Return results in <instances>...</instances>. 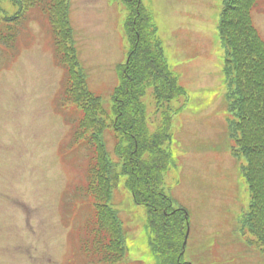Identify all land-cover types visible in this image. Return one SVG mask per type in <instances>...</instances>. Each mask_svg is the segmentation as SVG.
Returning <instances> with one entry per match:
<instances>
[{"label":"rangeland","instance_id":"1","mask_svg":"<svg viewBox=\"0 0 264 264\" xmlns=\"http://www.w3.org/2000/svg\"><path fill=\"white\" fill-rule=\"evenodd\" d=\"M141 1L159 30L170 71L189 94L187 104L177 100L165 106L183 109L171 113L172 139L166 147L171 165L162 185L174 208L189 215L183 262L264 264V254L249 248L236 231L252 195L242 175L246 158L232 155L237 135L227 121V52L217 30L223 0ZM71 3L89 88L112 114L119 67L131 48L129 6L124 0ZM14 11L10 0H0V22ZM252 18L264 39V0ZM18 32L14 46L0 45V264H97L81 253L78 239L92 214L82 191L90 148L72 136L79 112L64 106L65 71L55 58L48 19L32 10ZM143 100L148 122H165L154 113L152 90ZM113 136L108 131L105 139L116 161ZM125 183L126 176L112 196L125 230L123 263L159 264L150 245L147 208L135 203Z\"/></svg>","mask_w":264,"mask_h":264},{"label":"trees","instance_id":"2","mask_svg":"<svg viewBox=\"0 0 264 264\" xmlns=\"http://www.w3.org/2000/svg\"><path fill=\"white\" fill-rule=\"evenodd\" d=\"M124 1L130 10L126 35L131 48L129 61L119 67L112 114L90 90L80 64L70 22L71 0H10L15 11L1 18L0 44L11 48L16 43V36L4 32L21 25L30 11L39 9L47 17L55 58L65 71L64 106L70 105L79 112L72 136L77 145L90 148L87 182L82 191L92 214L84 234L78 238L81 253L97 264H123L125 231L112 196L126 176L125 184L135 203L147 208L150 245L159 264H186L181 254L189 216L185 209L174 208L162 185L171 165L166 148L172 139L171 113L174 116L183 109L174 110L171 106L177 100L186 102L188 95L167 65L158 29L143 9L142 1ZM261 1L223 0L217 30L227 52L223 74L228 121L237 135L238 146L232 155L246 158L242 175L252 195L250 207L238 219L236 231L249 248L264 254V39L252 18ZM7 23L11 26L4 25ZM149 90L153 91L154 113L166 119L158 125L148 122L143 99ZM166 104L171 106L165 107ZM108 131L114 135L116 161L107 149ZM248 234L252 242L247 239Z\"/></svg>","mask_w":264,"mask_h":264},{"label":"bare ground","instance_id":"3","mask_svg":"<svg viewBox=\"0 0 264 264\" xmlns=\"http://www.w3.org/2000/svg\"><path fill=\"white\" fill-rule=\"evenodd\" d=\"M187 232L190 233L189 223L187 224Z\"/></svg>","mask_w":264,"mask_h":264},{"label":"water","instance_id":"4","mask_svg":"<svg viewBox=\"0 0 264 264\" xmlns=\"http://www.w3.org/2000/svg\"><path fill=\"white\" fill-rule=\"evenodd\" d=\"M187 237H188V234H187Z\"/></svg>","mask_w":264,"mask_h":264}]
</instances>
